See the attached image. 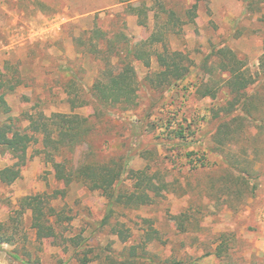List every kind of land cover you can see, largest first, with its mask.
I'll list each match as a JSON object with an SVG mask.
<instances>
[{"label":"rangeland","instance_id":"obj_1","mask_svg":"<svg viewBox=\"0 0 264 264\" xmlns=\"http://www.w3.org/2000/svg\"><path fill=\"white\" fill-rule=\"evenodd\" d=\"M104 1L60 0L66 3L65 12L60 11L69 20L76 16L74 5L86 10L95 4L101 8ZM59 4L0 0V75L12 85L22 83L7 94L11 113L0 114V122L12 121L10 130L24 131L30 125L25 114L88 118L91 134L74 151H65L58 160L62 167L122 162L135 171L148 169L160 190L150 191L153 204L117 208L111 224L102 226L108 200L80 182L67 187L58 181L55 164L39 154L43 147L36 144L28 152L21 179L0 186V224L22 218L11 234L12 244L0 245V264H151L143 256L163 264H264V0H118L111 9L65 22L59 31L48 30ZM137 6L140 17L131 11ZM166 11L176 15L171 25ZM94 29L108 34L107 41L92 40L98 54H91L88 46ZM153 35L163 40L145 46L152 55L148 68L128 51ZM81 37L86 45L79 42ZM223 50H231L244 73L256 81L249 95H255L261 108L253 111L260 121H250L242 107L231 117L223 110L234 100L225 86L226 60L219 54ZM105 58L117 68L133 64L138 107L124 111L93 104L90 89L106 68ZM168 64L189 69L187 77L175 87L154 89L148 78ZM207 86L216 98L203 97ZM67 90L91 103L73 110ZM233 118L237 122L228 127L235 131L232 140L218 136L220 126ZM169 122L171 129L184 124L195 133L193 141L185 146L170 141L160 128ZM219 138L225 140L223 145ZM189 153L194 155L188 158ZM203 158L206 166L195 169ZM15 163L0 150V170ZM132 186L126 174L119 188ZM56 191L66 193L50 199V206L63 212L60 224L50 220L58 238L39 240L32 212L19 214L21 202ZM118 223L129 237L126 242L114 231ZM134 248L138 257L130 262Z\"/></svg>","mask_w":264,"mask_h":264},{"label":"trees","instance_id":"obj_2","mask_svg":"<svg viewBox=\"0 0 264 264\" xmlns=\"http://www.w3.org/2000/svg\"><path fill=\"white\" fill-rule=\"evenodd\" d=\"M248 5L250 6L251 4ZM197 8L198 5H195L193 10ZM131 11L138 14L140 17V7H131ZM166 13L171 15V21L167 23V25H171L170 22H173L176 15L173 11H166ZM140 25L146 26V23L141 21ZM92 33L94 37L90 39L91 42L88 46H90L91 49L89 52L91 54H98V45H94L92 40L107 41L108 34L100 29H94ZM162 40L163 37L153 35L142 47L129 50L128 56L133 54L135 59L144 62L145 66L149 68L151 66L152 55H148L144 48H146L145 46L147 43H152L153 45ZM79 42L82 45H86L83 37L79 38ZM110 53L113 52L111 51ZM219 54L223 55L226 60V63L223 65V71L228 74L225 86L234 96V100L230 104V107L223 109L226 111L227 117H231L242 107L247 113L250 121H260L258 118L254 117L253 111L258 112L261 108L255 102V95H253V93L249 95V91L256 85V81L252 78V75L248 76L244 73L241 66L242 62L238 60L231 50H223L220 51ZM108 59L109 58L104 59V61L107 62L106 68L99 72L93 87L90 89L93 104L98 108L113 107L124 111L138 107L139 82L135 67L131 62H124L121 68H117L113 66ZM188 71L189 69L185 67H174L168 64L166 69L153 74L148 78V81L150 86L154 87V89L175 87L179 81H183L187 77L186 74ZM4 77L5 76H3V78ZM21 85L22 83H19V81L12 85L11 82L9 83L2 79L0 75V114L8 115L11 113V108L6 100L7 94L13 93ZM205 89V93L203 94L204 98H216L217 95L213 92L212 87L207 86ZM67 93L69 96L68 103L73 110L85 107L91 103V101L83 99L78 92L67 90ZM218 114L220 116V112ZM24 117L27 118L26 120L30 124L24 131L19 129L15 131L10 130L9 128L14 126L12 121L0 122V150L6 154H10L16 160V163L12 166L0 170V186H11L19 181L22 177V169L28 163L29 150L36 144H42L43 149L39 151V154H45L47 162L55 164L56 179L58 181L65 182L67 187L74 182H80L91 192H100L108 200V212L107 216L102 221V226L111 224V220L116 215L117 208L135 210L154 203L155 199L152 197L150 191L153 189L152 191L154 192L155 190L157 194L160 187L155 185L154 178L148 173V169L144 171H135L124 166L122 162L80 163L77 166L68 165L63 168L62 164L58 162L65 151H74L87 141V138L93 130L88 118L77 114L62 113H53L51 116H47L43 112H37L30 116L25 114ZM173 119L177 120L176 116H174ZM235 122H237L236 118H233L227 123L224 122L219 128L218 136L223 134L226 135L228 139L232 140L231 135L235 134V131L229 130L228 127ZM164 124L165 123H163L160 128L169 133L168 139L170 141H179L181 144H184V146L188 145L189 141H193L195 133L189 131L184 124L177 123V127H174L175 129H171L173 128L172 122H169V126H165ZM223 141L225 140L222 138L218 140L220 145L224 144ZM192 155L194 154L189 153L187 157L190 158ZM198 164L195 169L204 168L206 166V159H200ZM126 174H128V179L133 182V186L128 190H122L119 187ZM65 195V191H56L53 195L45 194L35 198L27 197L22 200L19 214H22V217L27 211L32 212V229L36 231L39 240H56L58 238L57 228L54 224H51L50 220L56 218L55 223L60 224L63 221V212H57L56 208L51 207L50 199L57 200L59 196L64 197ZM21 219L11 218L9 223L0 224V245L12 244L11 234L15 231ZM68 219L69 218H67V220ZM120 224L121 223H118L114 226V231L126 242L129 237L122 230L123 225ZM150 238H152V236H150ZM137 257L138 254L134 248L129 261L134 262V259ZM217 257L220 259L221 254H217ZM143 259L151 262V264H163L162 262L157 263L156 257L146 258L143 256ZM28 264L39 263L35 262Z\"/></svg>","mask_w":264,"mask_h":264},{"label":"crops","instance_id":"obj_3","mask_svg":"<svg viewBox=\"0 0 264 264\" xmlns=\"http://www.w3.org/2000/svg\"><path fill=\"white\" fill-rule=\"evenodd\" d=\"M59 1L60 0H57V4H59ZM117 3H118V0L113 1V2L105 0L104 3H102V7L101 8L98 7V4H95L93 6V8H92V6H90V7L86 8V10H82V9L79 8V6L74 5L76 16H74L73 18H69V20L66 18V14L62 13L60 11L63 8L64 12H65L66 3H61V4H59V5H61V8L58 7L59 5H56L57 6V10H59V12L54 14L52 17L49 18L50 21H51L52 26H51V29H48V30H55L56 29L57 31H59L61 29V26L63 24H65V22H69V21H72V20H75V19H82V18L91 16L93 14H96L99 11H105V10L111 9V8L115 7L117 5Z\"/></svg>","mask_w":264,"mask_h":264}]
</instances>
